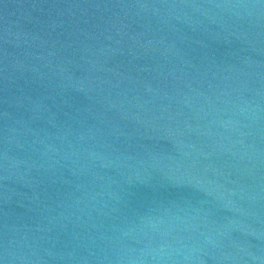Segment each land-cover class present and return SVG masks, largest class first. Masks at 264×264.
<instances>
[{
	"label": "water",
	"instance_id": "95a60500",
	"mask_svg": "<svg viewBox=\"0 0 264 264\" xmlns=\"http://www.w3.org/2000/svg\"><path fill=\"white\" fill-rule=\"evenodd\" d=\"M0 264H264V0H0Z\"/></svg>",
	"mask_w": 264,
	"mask_h": 264
}]
</instances>
